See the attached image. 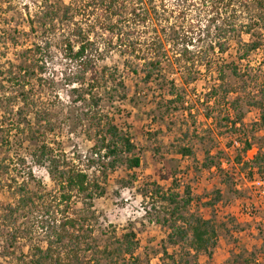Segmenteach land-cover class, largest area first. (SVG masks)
I'll return each instance as SVG.
<instances>
[{
  "label": "trees",
  "instance_id": "1",
  "mask_svg": "<svg viewBox=\"0 0 264 264\" xmlns=\"http://www.w3.org/2000/svg\"><path fill=\"white\" fill-rule=\"evenodd\" d=\"M67 1L42 0L38 14L28 11L22 20L27 34L10 23L0 29L1 59L8 52L15 55L6 66L0 64V189L13 197L0 201V264L10 259L15 264H64L55 244L76 242L84 232L81 221L72 217L73 199L91 204L104 195L101 181H106L109 170L119 165L140 168L132 138L118 126L117 114L110 112L128 99L121 70L104 65L114 52L123 61L124 72L161 93L156 104L166 110L155 121H165L179 111L178 104L185 105L176 80H168V75H181L182 84L190 85L203 72L217 73L218 84L202 105L213 106L220 114L204 116L225 130L221 136L240 137L241 149L232 158L226 152H209L201 169L215 173L228 191L195 196L182 182L167 192L155 186L149 196L168 207L157 222L166 228V242L175 251L165 248L162 264H200L201 253L211 262L218 238L214 208L227 196L243 197L232 171L244 176L245 188L264 184V149L258 147L248 158L258 132L264 130V84L260 100L238 94L222 110L228 96L238 93L227 77H244L234 65L215 66L212 56L226 55L232 43L239 47L241 62L264 50V0ZM24 35L33 37L31 48H22ZM60 90L69 92L66 107ZM51 103L75 110L65 123L71 133L79 127L92 144L86 169L56 140L61 123ZM245 105L259 112V121L250 127L245 123ZM180 155L189 157L192 152L183 148ZM36 170L46 171L52 188L37 178ZM136 239L134 232L123 236L124 255L135 257Z\"/></svg>",
  "mask_w": 264,
  "mask_h": 264
},
{
  "label": "rangeland",
  "instance_id": "2",
  "mask_svg": "<svg viewBox=\"0 0 264 264\" xmlns=\"http://www.w3.org/2000/svg\"><path fill=\"white\" fill-rule=\"evenodd\" d=\"M41 6L42 0H1L0 29L10 23L27 34L29 29L22 20H26L28 11L32 16L38 14ZM252 15L255 16L254 13ZM243 39L249 42L250 37L244 35ZM33 44V37L24 35L22 48H31ZM238 50L237 44L232 43L226 55L212 56L215 66L234 65L244 77L241 80L227 77L231 88L237 89L238 93L228 96L226 103H222V110L238 94L247 97L249 101L260 100L262 97L264 50L253 53L242 62L238 59ZM14 59V53L8 52L5 59H1L0 55V64L6 66ZM104 65L112 69L119 68L128 87V99L110 112L117 114L118 126L132 138L141 166L139 169L129 170L126 165H119L115 171L109 170L106 181H101L104 195L96 197L91 204L74 198L71 214L81 221L84 232L76 242L66 240L64 246L55 244V252L61 254L64 264H162L163 250L167 248L170 253H174L175 249L166 242V228L157 222V219L162 220L166 216L168 207L160 199L149 197L152 190L159 186L167 192L173 187L179 188L184 182L191 186L195 196L213 197L219 191L225 195L227 189L220 183L217 175L202 170L201 165L209 152L212 155H216L218 151L226 152L228 158L234 157L241 149L242 139L221 136L225 130L217 129L214 119L206 120L204 116L214 112L213 118H216L220 114L219 110L212 109L213 106L202 105L205 95L218 84L215 69L210 73L203 72L190 85L182 84L181 75H168V80H176L185 97V105L183 108L178 104L179 111L161 122L155 121L166 110L164 106L156 104L162 98L161 93L154 87L145 88L140 79L124 72L123 61L115 52L107 55ZM56 68L60 71L59 66ZM60 94L65 107L68 106L69 92L60 90ZM56 104L51 103L56 118L61 123L56 140L70 158L80 162L82 169H86L92 144L79 127L71 133L65 123L69 113L73 114L72 111L75 110L65 111ZM244 107L245 123L250 127L259 121V112L248 105ZM255 144L256 147L248 158L257 153L258 147L264 149V130L258 132ZM183 148L190 149L192 155H180ZM232 174L237 179L235 183L238 188L243 190V197L236 200L227 196L214 208L218 230L214 257L210 262L201 253L198 257L200 264H264V184L259 182L245 188L244 176L237 170L232 171ZM90 175L94 177L91 172ZM36 176L49 188L53 187L45 170H36ZM12 200L10 194L3 193L0 189L1 202ZM202 214L208 217L206 212ZM130 232L136 234L138 243L133 258L124 255L120 246L123 236ZM24 252L28 254L29 248H25ZM1 264H15V260H4Z\"/></svg>",
  "mask_w": 264,
  "mask_h": 264
}]
</instances>
